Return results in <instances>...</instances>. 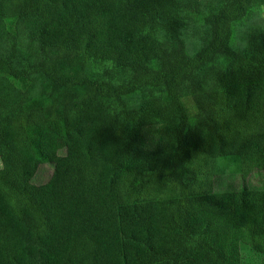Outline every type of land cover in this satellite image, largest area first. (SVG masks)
<instances>
[{
	"label": "trees",
	"instance_id": "trees-1",
	"mask_svg": "<svg viewBox=\"0 0 264 264\" xmlns=\"http://www.w3.org/2000/svg\"><path fill=\"white\" fill-rule=\"evenodd\" d=\"M251 2L224 0L190 55L181 0H0V18L26 21L42 55L20 70L0 58V71L52 85L48 109L41 98L6 110L0 96V264H244L245 250L264 263V189L247 183L264 172V29H247L243 52L231 46ZM90 61L128 75L86 76ZM225 157L239 189H216Z\"/></svg>",
	"mask_w": 264,
	"mask_h": 264
},
{
	"label": "rangeland",
	"instance_id": "rangeland-1",
	"mask_svg": "<svg viewBox=\"0 0 264 264\" xmlns=\"http://www.w3.org/2000/svg\"><path fill=\"white\" fill-rule=\"evenodd\" d=\"M186 4L183 12L187 24L181 30L180 36L184 40L185 49L188 54H194L210 38V24L208 18L219 7L224 0H181ZM28 23L26 21H12L10 18H0V58H12L14 68L20 70L27 63L41 58V53L37 42L30 39L28 33ZM249 28L264 29V0H252L245 17L232 25L231 46L238 52H243L246 47L245 33ZM157 36L163 45L167 48L173 46L174 38L165 30H157ZM54 56V53H52ZM221 66H224L226 59L221 57L216 60ZM151 67H157V62H150ZM67 73L71 68H65ZM84 73L86 76L106 79L111 82H118L128 75L127 71L118 69L112 62H88ZM201 75L202 72L200 71ZM167 101L164 92L155 90ZM52 92L51 82L41 74H35L30 78L29 84H23L17 79L6 75L0 71V96L7 100L8 107L14 106L17 102H28L31 99H45V107L48 109L51 104V98L47 94ZM79 94L83 92L82 88L77 90ZM143 92L137 91L124 97L129 108L136 107ZM182 100L189 112L190 123L196 122L201 113L196 107L192 96L189 93V85L185 84L182 91ZM4 110V112H6ZM62 152V151H61ZM233 157L222 158L218 162L220 168L216 176V189L218 191H227L239 189L242 186V176L239 163L236 160L229 159ZM235 159V158H234ZM236 161V162H235ZM2 162L0 160V168ZM53 165L51 163H42L34 178L35 183L46 181L51 174ZM247 183L252 188L264 189V172L251 173L247 178ZM249 250L244 251V264H264L261 255H252Z\"/></svg>",
	"mask_w": 264,
	"mask_h": 264
}]
</instances>
